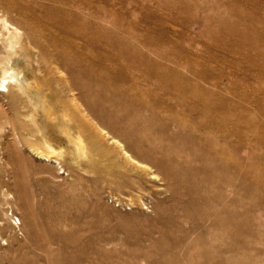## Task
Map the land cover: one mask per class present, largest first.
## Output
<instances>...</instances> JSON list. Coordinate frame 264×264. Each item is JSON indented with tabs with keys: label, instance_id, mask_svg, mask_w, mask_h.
Wrapping results in <instances>:
<instances>
[{
	"label": "rangeland",
	"instance_id": "374dc122",
	"mask_svg": "<svg viewBox=\"0 0 264 264\" xmlns=\"http://www.w3.org/2000/svg\"><path fill=\"white\" fill-rule=\"evenodd\" d=\"M64 2L95 80L86 99L21 56L45 107L0 93V264H264V0Z\"/></svg>",
	"mask_w": 264,
	"mask_h": 264
},
{
	"label": "bare ground",
	"instance_id": "6f19581e",
	"mask_svg": "<svg viewBox=\"0 0 264 264\" xmlns=\"http://www.w3.org/2000/svg\"><path fill=\"white\" fill-rule=\"evenodd\" d=\"M65 2H64V0H62V1L61 0H56L54 4L44 6L42 9L38 10L36 8H32L34 10V12L35 11L39 12V14L37 13L35 15L33 22H31V20L27 19L22 24H18L17 25L15 23L11 22L8 19V17H6L4 15H0V41L2 42V46H0V47L2 49L1 52L4 54V56H2V59L0 61V66H1V69H2V72H3L2 73L3 75L0 77V93H7L9 98H10V100H11L10 103L15 101V100H18V99L22 98L23 96H26L32 102L34 101L33 104H34L36 109H38V108L41 109V107H45V101L40 98V93L38 91V88H40V87H39L38 83H36V82H27L26 83L24 81L25 79L21 78V76H20L21 71L15 69V65H16V68H17L19 61H21L20 60L21 56H24V58L27 60L29 65H31V61H32L30 58H32L33 56L35 58H38V59H36V61L39 63V70H42V67L40 65L41 60L43 62H45L48 67H52L53 65L58 64L60 66V68L63 69V71L65 70L66 75H68L70 77L66 76L63 79L60 78L61 83H59V84L57 83V84L59 86H61V88L63 87V89H65L67 87L69 92L71 90H74V89L75 90H80V91H82L84 93V96H83L84 98H86V99L88 97L90 98V95H88L87 93L91 92V87L92 86H91L90 82H85L84 79L95 80V78H94L95 76L93 77V75H95V73H93V72H95L96 70L93 71L92 74H91L90 67H89L90 64L88 65L87 62H86V61H88L89 58L85 60L83 57H85V56L87 57V55H89V53H91V50L90 49H89V51L86 50L89 53L87 55L85 54L84 56H83V54L81 56L80 55L76 56V54H74L73 50H77V48L79 47V44L77 46V42H78L79 39H81V41L84 42V50L88 49L89 44L92 42L91 40H93L91 38L92 35L91 36L89 35V31L86 29V27L85 28L84 27L83 28L82 27H78V28L75 27L78 20L76 21L77 18L75 16V14H72L69 10H67V11L65 10L66 9L64 7ZM73 5L71 4V6H73ZM78 15H79V12H78ZM42 25L45 26L46 28H48V30H50L53 33V35H51V33L49 32L51 36H49L47 38V40H45L44 36H42L43 34L41 32V29H40ZM97 36H94L96 38V40H97L95 42L99 43L98 40H100V39H98L99 36L98 37ZM99 38H101V37H99ZM80 44H81V42H80ZM49 47L56 48L58 53L51 55L52 53L48 52L50 50V49H48ZM52 51H54V50L52 49ZM86 51H85V53H87ZM71 52H73L72 54H74L75 57H71V55H70ZM83 53H84V51H83ZM18 55H20L19 58H18ZM88 57H90V56H88ZM118 57L121 59V54ZM36 61H35V63H37ZM32 63H33V61H32ZM59 66H58V68H59ZM93 67L94 66H92L91 68H93ZM131 67H133L132 64L126 65L124 70H126L127 73H130V71H132V69H130ZM47 69H49V68H47ZM65 73H64V76H65ZM48 74H50V72ZM99 74H100V71H99ZM102 74H103V72H102ZM103 75H101V77ZM98 77H99V75H98ZM58 79H59V77H58ZM43 83H45V82H42V84ZM51 84H54V83H51ZM15 86L18 87V90H19V92H17V93L13 92V89H14ZM34 88H36V95H37L36 97L37 98L33 95V89ZM49 91H50V89H49ZM64 92L66 93V91H64ZM53 93H55V92H53ZM183 94H181L183 96L182 98H184ZM66 95H68V94H66ZM102 96H103V92L100 91L96 101L99 99L98 100L99 103L102 102L103 101L102 100L103 99ZM192 96H194V95L192 94ZM186 97H187V95H186ZM189 98L191 99V97H189ZM66 99H68V98H66ZM198 99H200V98H198ZM96 101L93 100L92 103H96ZM201 101L199 100V102H201ZM196 102H198V101H196ZM178 104L180 105V101H179ZM196 105L197 104H195V106ZM205 105L208 106V104H205ZM185 106H186V104H185ZM187 106H189V105H187ZM187 106H186V108H187ZM209 106H211V105H209ZM74 107H75V105H74ZM200 107H202V106H200ZM71 109H72V107H71ZM76 109H78V108H76ZM134 110H136V109H134ZM34 111L32 112V115H31L32 116V121H33L34 125H38V119H37V116L35 115ZM77 111H79V110H77ZM49 115L50 114H48V116ZM52 115H51V117H52ZM43 122H42V125H43ZM44 125H45V123H44ZM35 128H36V130L38 129L37 126ZM114 140L118 144H122L118 140H116V139H114ZM64 141H65V139H64ZM47 144H48V147L52 151L49 152V153H43L40 150V152H37V154L40 155L41 158L50 160L53 157L52 153H55L57 151V149L54 146L50 145L48 142H47ZM35 151H37V150H35ZM126 154L131 157V155L128 152H126Z\"/></svg>",
	"mask_w": 264,
	"mask_h": 264
}]
</instances>
